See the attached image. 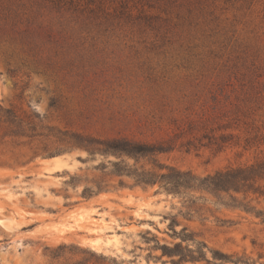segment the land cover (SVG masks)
Here are the masks:
<instances>
[{
    "label": "rangeland",
    "instance_id": "1",
    "mask_svg": "<svg viewBox=\"0 0 264 264\" xmlns=\"http://www.w3.org/2000/svg\"><path fill=\"white\" fill-rule=\"evenodd\" d=\"M5 110L40 135L14 134ZM0 114V264H173L160 245L184 227L207 258L264 263L254 214L121 186L54 137L168 142L159 160L199 176L263 159L264 0H0Z\"/></svg>",
    "mask_w": 264,
    "mask_h": 264
},
{
    "label": "trees",
    "instance_id": "2",
    "mask_svg": "<svg viewBox=\"0 0 264 264\" xmlns=\"http://www.w3.org/2000/svg\"><path fill=\"white\" fill-rule=\"evenodd\" d=\"M5 112L9 114L5 121L13 125L14 134L29 137L40 135L37 133L36 125L31 122L25 123L14 111L5 110ZM2 117L0 114V119ZM54 137L63 145L57 149L58 152L83 149L87 151L88 156L79 159L84 162L101 156L103 160L95 165V168L100 169L105 175L122 177L121 186L126 185L123 177H128L134 181V185H158L159 189L168 194L189 197L191 201L197 199L194 192L205 191L216 197L215 203L243 209L254 214L264 223V206L258 207L252 204L254 198L248 199L250 195H255V199L259 202V199H262L264 202V158L251 164L227 166L206 176H199L192 170H184L159 160V155L174 149V146L168 142L148 143L125 136L99 138L69 131H59ZM226 139L227 137H223V141ZM103 177L95 181L94 187L84 188V197H92L98 191L105 189ZM181 234V242L172 246L160 245L162 255L159 259L168 256L173 264L201 260L207 261L208 264H264L246 254H230L220 249H212V259L207 258L205 251L207 245L204 241L196 240L194 234L187 232L186 227L182 229ZM183 241H187V244L184 245ZM190 241L194 242L195 246H191ZM161 261L167 264L168 260Z\"/></svg>",
    "mask_w": 264,
    "mask_h": 264
},
{
    "label": "bare ground",
    "instance_id": "3",
    "mask_svg": "<svg viewBox=\"0 0 264 264\" xmlns=\"http://www.w3.org/2000/svg\"><path fill=\"white\" fill-rule=\"evenodd\" d=\"M55 161H56V166H55V167H61V166L63 165V162H62V160H61L60 158H55ZM97 226H98V225H97ZM102 229H103V228H102ZM92 230H94V231L96 232V229H92ZM97 233H98V232H97ZM97 238H98V239H102V235H101V233H100V234L98 233ZM114 239H116V238H114ZM108 241H110V239H109Z\"/></svg>",
    "mask_w": 264,
    "mask_h": 264
}]
</instances>
